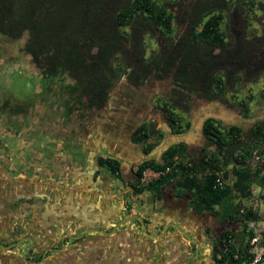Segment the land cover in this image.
Listing matches in <instances>:
<instances>
[{"label": "flooded vegetation", "instance_id": "af4514ba", "mask_svg": "<svg viewBox=\"0 0 264 264\" xmlns=\"http://www.w3.org/2000/svg\"><path fill=\"white\" fill-rule=\"evenodd\" d=\"M178 2L180 9H172L174 39L183 35L187 20L181 16L189 10V0ZM154 36L156 54L167 42L157 31ZM125 48L122 60L127 65L111 79L100 108L89 106L81 93L68 91L73 81L64 76L51 80L41 110L29 113L21 105L9 107L0 98V134L18 136L36 125L37 133L46 135L43 143L34 144L31 137L32 145L27 146L24 138L16 145L29 155L15 167L22 173L34 169L39 195L43 189L48 191L45 196L37 194L32 203L33 234L38 238L30 260L32 264H230L229 247L245 245L246 232L239 221L229 219L217 206L202 207L193 190L160 182L166 172L147 184H141L137 176L141 164L162 163L163 152L147 157L161 141L194 133L200 117L190 113L193 107L226 101L222 96L208 98L197 80L187 90V84L181 85L173 69L166 71L160 61L142 63L153 49L144 47L139 56L133 44ZM236 63L231 69L228 62L215 61L212 69L226 84L243 75L244 69ZM211 110L206 108L200 116ZM172 114L175 125L169 121ZM207 119L225 129L209 117L202 124ZM14 125L21 126V131L8 130ZM201 143L199 152L195 145L182 144L195 158L213 146L204 137ZM43 146L47 149L40 150ZM148 146L153 147L147 150ZM100 195L107 203L100 201ZM45 201L50 212L42 214ZM134 216H140L143 224Z\"/></svg>", "mask_w": 264, "mask_h": 264}, {"label": "trees", "instance_id": "16d2710c", "mask_svg": "<svg viewBox=\"0 0 264 264\" xmlns=\"http://www.w3.org/2000/svg\"><path fill=\"white\" fill-rule=\"evenodd\" d=\"M238 1L189 0V10L181 16L187 20L185 31L180 38L174 39L176 17L172 9L175 5L179 7L178 0H0V35L11 41L25 35L21 52L29 57L31 67L42 79L67 77L73 81L68 91L81 93L89 106L100 108L104 105L111 79L122 73L127 65L122 60L125 45L133 44L137 55L143 56V37L153 39L157 31L165 36L167 47L156 54L153 50L148 58H142V63L160 61L166 71L173 69L175 78L183 83L181 85L187 84V90H191L197 80L200 89L212 99L223 94L226 86L221 77L214 74L216 70L212 65L215 61L228 62L231 69L237 61L236 65L244 69L242 76L233 78L232 82L237 83L241 79L255 80V76H260L264 70V32L260 35L251 33L250 37L243 34L231 44L228 40L224 29L225 13L236 8L234 5ZM243 2L245 16L257 14V11L264 16V3ZM235 11L232 10L233 14ZM241 11L244 12L243 8ZM241 21L246 24L244 19ZM228 22H231L230 17ZM229 27L228 23V30ZM236 104L242 114L247 115L246 101L242 99ZM169 121L176 124L173 114ZM213 123L207 119L202 124V135L213 144V153L204 150L192 158L185 146L177 143L163 151L162 163L148 161L141 164L137 176L145 168L164 170L176 158L177 164L160 182L171 181L193 190L202 207L217 206L229 219L247 221L252 213L239 212L232 199L237 192L247 196L249 186L254 182L264 185V178L258 177V170H251L248 165L234 166L237 160L233 152L240 150L242 159H246L255 147L260 146L264 152V119L254 122L246 131L235 126L220 129ZM188 125L186 122L185 127ZM152 147L148 146L147 150ZM186 159L190 167L184 164ZM227 165H231L233 180L231 186L223 189L212 187L214 175L199 173L204 168L211 170ZM245 249L230 246L226 259L230 264H243L248 259ZM236 253L238 257L233 258Z\"/></svg>", "mask_w": 264, "mask_h": 264}, {"label": "rangeland", "instance_id": "374dc122", "mask_svg": "<svg viewBox=\"0 0 264 264\" xmlns=\"http://www.w3.org/2000/svg\"><path fill=\"white\" fill-rule=\"evenodd\" d=\"M243 1L246 0H239L237 3H235L234 7L236 8L232 9L236 10L234 14L232 10L225 13L226 19L224 29L227 31V34L229 36L228 40L230 39V44L235 38H239L243 34L244 36L247 35V37H250L251 33L260 35L264 32V16L262 15V12H258L256 10L257 14L249 13L248 16L247 14L245 16L246 6ZM256 1H261L262 3H264V0ZM242 8L244 12L241 11ZM173 9L179 10L180 7H177L175 5ZM230 14L232 16H230ZM229 17L231 18V22H228ZM241 19H244L246 21L245 25L243 21H241ZM228 23L231 27H229V30L227 28ZM232 27L235 28L232 29ZM143 38L144 47L146 49L151 48L153 50H156L155 38L149 39L147 36ZM24 39L25 35H23L19 40L14 41L5 38L3 35H0V98L4 99L8 103L9 107H16L17 105H21L24 111L27 110L29 113H31L32 110H41V106L44 107V97L47 96L46 90L51 88V83L53 82H51L52 79H42L34 71V68L31 67L29 63V57L21 52V47ZM255 78V80L241 79L238 83H226L223 94L219 96H222V98L225 99L227 103H230L231 106L237 110V112L241 110L240 107L238 109L236 108L238 107L236 102H238L239 100H246L250 97L254 99L253 105H257V102L261 100V98H259L260 94L264 91V70L262 71L260 76H255ZM65 82H67V80H65L63 83ZM54 84H57V82L54 81ZM61 84L62 83H60L58 86H60ZM252 111H258V108L254 107ZM29 115L31 117V114ZM27 125L30 126L31 124ZM33 126H35L34 129L32 128L31 130H28L26 134L20 132V135L18 136H11L7 133L0 134L1 143L5 146V148H7V157L8 159H12L13 164L11 165L14 168L21 160V157L28 159L29 155L26 149H19L16 147V145L19 146V144L21 143V139L24 138L25 142H29L27 146L32 145L31 142L34 144L43 143L46 139V135L40 132L37 133L35 129L38 127H36V125ZM20 127L21 126L16 125L15 128L11 127L8 130H11L12 132H18L21 131V129H19ZM16 128H18L19 130ZM31 137L34 140L30 142L29 139ZM35 140H37V142ZM46 149V146L40 148V150ZM116 184L119 185V182H116L115 185Z\"/></svg>", "mask_w": 264, "mask_h": 264}, {"label": "crops", "instance_id": "0c3cea01", "mask_svg": "<svg viewBox=\"0 0 264 264\" xmlns=\"http://www.w3.org/2000/svg\"><path fill=\"white\" fill-rule=\"evenodd\" d=\"M251 96V95H250ZM261 100L257 102V105L254 104V99L248 98L246 99V103L248 105V113L247 115H243L241 112L242 117L249 119L257 116H263L264 115V91L260 94ZM225 100V99H224ZM226 101V100H225ZM254 107L258 108V111H252ZM206 108H212L211 115H216V111H228L227 109H234L230 103L220 101V104L217 102L215 103H209L207 105H203L202 107H197L196 109L192 108V114L196 116V119L199 118V122L205 118L204 116L201 117L200 115L202 112L205 111ZM238 108V107H236ZM191 120V119H190ZM217 121V120H216ZM193 122V121H192ZM199 126V123L197 124ZM199 132V129H198ZM198 132L194 134V136H188L186 140H183L182 143H184L187 147L190 145H195L198 150L195 152H199L202 143L200 144V141L202 139V136L198 135ZM151 156L159 157L160 155L152 154ZM13 161L12 159H8L7 157V151L4 145L0 146V229L2 231H5L8 226L14 224L15 221L18 219L21 220H27L31 219L32 223L28 226L30 227V232H32V227L35 225L34 221L36 219L35 212L33 210V202L36 200L35 197L38 196H45L48 195V191L41 190V195H39V189L37 188V182L36 178H38L37 174L34 173V169H27L25 172H20V170H13L14 167H12ZM16 168V167H15ZM73 174V173H72ZM73 180V179H72ZM71 180V181H72ZM68 183H65L67 185ZM64 185V186H65ZM39 192V193H38ZM28 199V200H23ZM100 201L107 203V198H103L102 195L99 196ZM16 202V205H12L11 203ZM112 202V201H111ZM21 203V204H20ZM48 201H45L43 203L44 210L43 213H46L49 209H47ZM13 207V208H12ZM28 207V208H27ZM50 212V210H49ZM30 213L34 214V219L30 217ZM34 227V226H33ZM33 233V232H32ZM3 238L0 235V264H24L23 262H26L23 257L21 258L20 255H16L15 253L11 251H5V247L8 245L7 237ZM21 235L19 240H27L28 235L26 239H23ZM37 236L33 234V238L35 239ZM38 238V237H37ZM28 244V242H27ZM5 246V247H4ZM47 246V244H46ZM26 259H31L29 256L26 257Z\"/></svg>", "mask_w": 264, "mask_h": 264}, {"label": "built area", "instance_id": "2783aa9c", "mask_svg": "<svg viewBox=\"0 0 264 264\" xmlns=\"http://www.w3.org/2000/svg\"><path fill=\"white\" fill-rule=\"evenodd\" d=\"M242 137V136H241ZM264 147V146H262ZM261 147L252 148L248 157L241 158L239 155L240 150L233 152L234 158H236L237 165H248L251 170L257 171L258 177L264 178V152H262ZM208 152L213 153L215 151L214 146L206 149ZM223 154V151L221 155ZM239 161V162H238ZM177 164V160L171 163L170 166L166 167L164 170H153L151 168H145L140 175V183L147 184L149 181L157 178L162 175L164 172H168L170 168ZM186 166L190 167L191 164L186 161ZM218 169L204 168L200 170V174L205 175H214L215 178L212 182V187L223 189L232 184V173L231 165L225 167L218 166ZM233 205L238 206L239 212L246 214L252 213V217L248 218L247 221L239 222L241 227L246 232L245 239V256L248 259H245L246 264H264V185H260L257 182L252 183L249 186V193L247 196L237 192L232 199ZM238 257L236 253L233 258ZM243 262V264H244Z\"/></svg>", "mask_w": 264, "mask_h": 264}, {"label": "water", "instance_id": "95a60500", "mask_svg": "<svg viewBox=\"0 0 264 264\" xmlns=\"http://www.w3.org/2000/svg\"><path fill=\"white\" fill-rule=\"evenodd\" d=\"M227 110L228 111H223V112L215 110L216 115L208 114L205 118L209 117V118L219 121L220 126L225 129H227L230 126H235L237 128L240 127L244 131L248 130V128L252 126L254 122L264 119V115L263 116L259 115L257 117H253V118L251 117L249 119H246L242 117L241 113H239V111L237 112L236 109H227ZM202 122L203 120L201 121V123L199 122V126L196 127V129L194 130V133L192 132L191 134H188V135L192 136L196 134ZM166 127L168 126L166 125ZM188 135L182 136V137H179L178 135L168 136L166 140L161 141L156 147H154L150 151L147 157H150L152 154L160 155L169 146L180 143L183 140H186L188 138ZM198 135L200 136V132H198ZM201 136L203 137L202 134ZM14 169L18 170V168H13V170ZM148 190L150 192V186H148ZM16 202L18 201H15L11 204L16 205ZM152 208H153V205H152ZM30 217L33 218L34 214L30 213ZM134 217L136 218L137 223H140V225L143 224V222L140 219V216H134ZM31 221H32L31 219H27V220L18 219L17 221L14 222V224L8 226L5 231H2L0 229V235L3 238L5 237L4 235H6L7 237L6 239L9 242L6 247L4 246L6 248L5 251H11L15 253L16 255H20L21 258L23 257V259L26 262H23V261L21 262L24 264H32L31 260L26 259V257L29 256L30 258H32L36 254V242H35V239L33 238V233H32L33 226H31L32 232H30V229H29L30 227L28 226L29 224L32 223ZM21 235H23L22 237H24L25 235L26 236L28 235L29 238L25 237L23 239L27 238V240H19L20 239L19 237Z\"/></svg>", "mask_w": 264, "mask_h": 264}]
</instances>
